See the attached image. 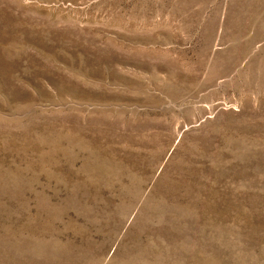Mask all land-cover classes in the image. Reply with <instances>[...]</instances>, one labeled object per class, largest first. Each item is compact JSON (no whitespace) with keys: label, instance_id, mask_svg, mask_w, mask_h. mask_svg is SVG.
Wrapping results in <instances>:
<instances>
[{"label":"rangeland","instance_id":"rangeland-1","mask_svg":"<svg viewBox=\"0 0 264 264\" xmlns=\"http://www.w3.org/2000/svg\"><path fill=\"white\" fill-rule=\"evenodd\" d=\"M0 264H264V0H0Z\"/></svg>","mask_w":264,"mask_h":264}]
</instances>
